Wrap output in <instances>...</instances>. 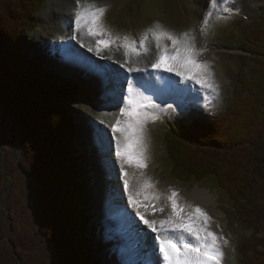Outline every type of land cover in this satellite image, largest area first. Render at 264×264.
<instances>
[{"label":"rangeland","instance_id":"rangeland-1","mask_svg":"<svg viewBox=\"0 0 264 264\" xmlns=\"http://www.w3.org/2000/svg\"><path fill=\"white\" fill-rule=\"evenodd\" d=\"M255 1L258 2L257 0H235L233 3L232 0H224V3L217 4L215 0H211V2L210 0H62V3L59 2L57 4V7H48L45 9L44 13L47 14L49 11V13L54 14L55 20H52L51 23H61L65 25L68 30L74 25V14L77 10L78 2L79 4H94L98 8H106V12L103 16V25L107 29V33L103 38L111 39L113 43L109 48L104 49L101 54L113 52L106 55L109 61L115 59L119 62L124 61V59L117 57L118 52L125 51V49L120 47L122 39L125 36L137 42L143 39L147 52L141 49V56L146 55L149 60L152 58L155 59L157 56L155 52L156 49L154 48L156 47V42L152 38L150 29H154L157 23L165 30L172 32L181 39H185V34H187V40L190 41L191 44H193V41L191 42L192 39L200 37L203 41L201 45V56L203 59L201 61L210 64L213 73H217L219 70L224 71L225 77L231 78L233 81L231 88H228V85L222 82L223 87L216 81L219 85L220 93L218 100L212 93L201 90V109L199 110L198 116H203L207 121L210 117L205 112L210 114V116L213 115V117L216 116L217 118H221L222 114L227 113V111L232 108L234 89L236 90L238 85L236 75L240 61L237 55L238 51L232 50L234 57H231L232 55H230V53L224 54L222 51H217L215 48H239L243 40L247 38L249 30L255 25V22L263 19L259 2L256 3ZM59 4H62L66 9L63 7L59 8ZM225 9H236V11L230 12ZM59 14L62 16V21ZM56 16L57 19H59L57 21ZM67 24H69V28ZM39 25L40 27L37 28L36 32L28 37L27 48L31 51L39 50L40 54L48 53L47 59H45L46 62H48L47 65L50 64V67H54L56 65L54 61L59 57L58 49H60V46L64 44L74 45L75 41L71 39L68 40L67 38L59 40V33L53 31L50 28V24L42 22L39 23ZM74 27L71 29L72 32H74ZM236 30H238L237 33L239 32V35H236ZM108 33H110V35H108ZM240 36L242 39H240ZM84 38L86 40L91 39L93 42L92 46L93 48L95 47L94 38L86 35ZM55 49L57 51H54ZM169 51H173L171 47H169ZM88 53L95 54V51H88ZM109 55H111L110 58H108ZM228 55L230 56L226 57ZM225 58L226 62L222 65L221 62ZM138 61H140V58H138ZM116 72L119 71L113 70V75H115ZM169 75L174 74L169 73ZM105 79L106 78H102L101 82L105 83ZM176 79L180 78L176 77ZM117 83L119 84L118 81ZM79 87V103H77L75 108L80 111L78 120L79 124L83 127V135L86 128L99 129V127H101L100 121H104L105 127H110L114 124L115 122L109 123L107 121L108 119L110 120L111 118L119 116V106L113 100V94L100 90L99 88L98 90L96 89L94 96L84 79H80ZM106 87L107 86H105V88ZM117 87L120 89V85L116 84V88ZM123 91H126V88H124ZM113 92L118 93L119 90L114 89ZM166 114L167 113L161 114V118L164 119H159L154 124L155 128L147 126L149 136V149L147 153L148 166L143 171L140 170V173H143L147 179L150 178L151 183L163 186L168 185L170 192L172 190L177 191L180 194L179 202L185 193H188L190 197L199 189L213 196L215 199L214 204L209 207L199 206L208 213L211 217V221L220 230V234L218 235L212 225H210L211 230L216 232L218 236L223 237V239L228 240V244L222 247L224 248V252H226V248L231 246L232 249L230 248L228 251H233L239 264H251L250 258L243 250L248 245L253 247L258 254L264 255V205L260 204L264 201V126L254 131L246 146L237 150L236 154L233 156V158L235 156L240 157L248 163L252 160L253 162L250 163L249 166L252 167V170L261 174V176H259V174L255 173L256 176H259V183L257 193L252 196L255 198L254 200L259 199V201H257L259 203H256L258 207H256L255 210L257 213L256 221L252 219L251 223L247 224L243 220L236 218L235 215H237V213L234 214L232 212L229 197L220 189L214 178L210 177L200 184H196L195 182L187 184L178 182L172 176L171 170L173 164L169 155L165 153L164 134L173 127L179 128L175 122L176 118L186 119L187 122L192 113L186 117H180L177 113H173L172 117L169 119H166ZM148 125L153 126L152 123ZM15 129L16 127L13 121L10 118L7 119L6 114L0 109V264H56L49 245L41 235L37 222L33 218L29 208L28 202L32 192V181L30 178L26 177L20 167L21 152L18 149L19 145L17 146L18 133L15 132ZM100 129H103V127ZM107 135H110V132ZM109 137H111V135ZM89 140L92 143L91 138H89ZM114 143L113 141V146ZM82 144V146L78 144V149L80 150V147H85L87 149L85 143L82 142ZM84 156H88V154L84 153ZM111 159L113 160L112 155ZM228 159H230V157ZM148 171L150 172L147 174ZM118 172L117 170L115 174L113 171L109 170L106 179L113 182ZM80 173L83 178L88 175V171L85 168H82ZM97 179H99V177H97ZM108 185H112V183ZM130 188L135 191V187ZM112 189L113 186L110 187V190ZM140 197H142L141 200H143L142 194ZM160 197H162L161 194ZM123 199L126 201V205L127 196L124 195ZM160 200L148 201L147 203L159 208L162 207L159 204ZM99 203L101 202H97V205ZM114 207L117 209L115 212H106L102 216L99 214L100 212L96 207V213L103 221L111 220L113 224L111 235L119 236L121 241L123 240L125 247L129 250V257L135 258L139 264V261L144 256V254H141L139 251L144 250L133 249L131 247L136 243V239L128 228L124 208L119 204L113 206V208ZM127 209V212L135 216V212L131 207ZM141 210H146V218L157 220L165 219L171 211L169 210V212H167L165 209L163 213L156 211L155 214H153L152 207L141 208ZM109 215L118 219L113 222L112 219L109 218ZM123 220L126 223H124ZM237 221H240L242 225H238ZM137 223H139V227L143 226V229L149 233V243H154L156 234L151 233L142 222L138 221V218ZM224 223L227 225V228H224L225 225L223 227ZM98 229L100 230V228ZM99 233L101 247L111 253L106 263L125 264V262L128 261L127 252L121 251L123 246L119 242V239L110 236L108 231L104 238L101 235L102 230ZM220 243L223 245V240H221Z\"/></svg>","mask_w":264,"mask_h":264},{"label":"trees","instance_id":"trees-1","mask_svg":"<svg viewBox=\"0 0 264 264\" xmlns=\"http://www.w3.org/2000/svg\"><path fill=\"white\" fill-rule=\"evenodd\" d=\"M48 1L0 0V105L15 122L20 167L32 181L29 208L55 263L107 264L100 258L105 248L91 225L93 218L74 156L73 106L79 89L45 72L27 48ZM262 11L263 19L244 44L247 55L241 57L234 108L220 121L193 120L165 137L174 178L181 183L214 178L247 224L256 221L259 199L252 196L261 174L249 166L252 160L248 163L233 156L264 124ZM243 250L251 264L264 263V255L250 245Z\"/></svg>","mask_w":264,"mask_h":264},{"label":"snow or ice","instance_id":"snow-or-ice-1","mask_svg":"<svg viewBox=\"0 0 264 264\" xmlns=\"http://www.w3.org/2000/svg\"><path fill=\"white\" fill-rule=\"evenodd\" d=\"M215 3H224V0H215ZM105 12L106 8L78 2L74 14L75 32L80 35L79 37L72 35L71 39L78 40L81 47H87L89 52L95 51L97 57L113 43V40L103 38L107 33L103 25ZM150 31L159 50L155 60L146 64L144 68L128 66L127 61L120 65L127 73L144 75L132 77L115 73L114 78L119 82L121 89L118 93H113V100L119 106V118L110 126L111 137H108L103 129H97L104 151L105 166L110 171L115 170V162L111 159L114 150L115 160L119 162L116 178L123 180V191L120 192L116 187L114 192L121 201L124 195L127 196V204L123 205L125 218L130 232L136 239V243L131 247L143 249L145 253L139 264H222L224 258L222 247L228 244V240L211 230V217L204 209L191 204H181L180 194L172 190L165 197L171 206L167 217L159 220L148 219L141 208L152 207L153 214L156 211L160 213L165 211L164 207L156 208L155 205L146 203L160 200V194L151 192L154 185L150 178L143 181L139 190H130L125 165L138 169L147 168L148 124H155L162 113H177L180 117H186L194 111H199L201 90L212 93L217 100L220 96L219 85L214 79L211 65L198 59L200 53L187 40V34L185 39H181L165 30L159 23ZM85 35L95 39L94 48L91 44L83 43ZM120 47L125 49L126 56L139 57L141 49L147 52L143 39L137 42L127 36L123 37ZM169 47L172 52L169 51ZM125 85L126 94L123 91ZM197 85L198 88L195 87ZM100 123L103 124L104 121ZM117 133L120 135H116ZM141 194L143 200L138 198ZM128 207L134 210L135 216L127 212ZM137 218L151 233L156 234L154 243H149V233L139 227ZM221 240L223 245L220 243ZM121 251L124 252L126 249L122 248ZM125 264H137V261L130 259Z\"/></svg>","mask_w":264,"mask_h":264},{"label":"bare ground","instance_id":"bare-ground-1","mask_svg":"<svg viewBox=\"0 0 264 264\" xmlns=\"http://www.w3.org/2000/svg\"><path fill=\"white\" fill-rule=\"evenodd\" d=\"M58 1H60L62 3V0H58ZM58 6H59V8L63 7L66 9V7L62 6V4H59ZM59 15H60V17H62L61 14H59ZM54 17H55L54 14L48 13L46 16V19H48L49 21H52V20H55ZM56 19H57V16H56ZM110 57H111V55L108 56V58H110ZM69 59L70 58L67 59V61L69 63L66 64V70L68 71V73H70V71H72L75 68L76 64L77 63L79 64V62H80V59L77 60L75 57H72L71 60H69ZM88 63H89V61H84V65L87 66ZM103 78H106V79H105V83H103V86H102V82L100 83V87H99L100 90L107 91L111 94L114 93L113 92L114 89H116V90L118 89L120 91V89L118 87L116 88V84L117 85H119V84L117 83V80L114 77H112V75H109L108 77H103ZM109 79H110V82H109ZM105 84H108L106 88H104ZM117 118H119V116L111 118L110 120L108 119L107 121L109 123H113L116 121ZM103 130L107 134V129L105 127L103 128ZM85 134L88 135V138H91L92 144L101 145V143H100L101 138L98 136L97 129L86 128ZM107 136L109 137L110 135H107ZM105 143H106V140H105ZM97 152H98V154L95 156V162H96L97 168L99 169V172L102 175V177H107V173L109 172V169H107L105 166L103 148H101ZM113 153L114 152H112L113 161L115 162V165L119 166V162L115 160V156ZM125 170L128 172L127 178L130 181V187H133V188L135 187V190H139L143 181L145 179H147L146 176H144L140 173L141 169H138L134 166L125 165ZM113 172L116 174L117 168H115V170ZM149 172L150 171H148L147 174ZM116 176H115V180L112 182V185H108L110 182H107L103 185H102V183H100L99 187L97 189L98 190V197L97 198L101 202L97 206V210L100 212L99 214L101 216L104 215V213H106V212H109V213L115 212L117 209H116V207L113 208V206H117V204H119L121 206L125 205L126 201L124 199L121 201V198L114 192V188H116V187L119 188L120 192L123 191V180L122 179L117 180ZM152 184L154 185V187L151 190V192L153 194H159L160 193L162 195L161 200L159 201V204L162 207H164L167 210V212H169V210H171V206L168 203V201L165 199L166 195L170 194V190H169L168 185L163 186V185H158L156 183H152ZM112 186H113V189L110 190V187H112ZM130 190H131V188H130ZM141 198L142 197H139V199H141ZM214 202H215V199L213 196H211L208 192H204L201 190H196L195 194H193V196H190V197H189L188 193H185L184 196L180 199L181 204H191L194 206L209 207L210 205L214 204ZM141 211L145 213L146 210L145 211L141 210ZM123 222L126 223L124 220H123ZM140 228L143 229V227H140ZM143 230L145 231V229H143ZM139 252L141 254H145L144 251H139ZM224 255L225 256L223 258L222 264H236L230 251L226 250V252H224Z\"/></svg>","mask_w":264,"mask_h":264},{"label":"water","instance_id":"water-1","mask_svg":"<svg viewBox=\"0 0 264 264\" xmlns=\"http://www.w3.org/2000/svg\"><path fill=\"white\" fill-rule=\"evenodd\" d=\"M1 106V105H0ZM1 108H3L2 106H1Z\"/></svg>","mask_w":264,"mask_h":264}]
</instances>
